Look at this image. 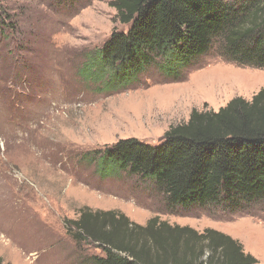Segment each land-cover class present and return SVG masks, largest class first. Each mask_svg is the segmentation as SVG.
Listing matches in <instances>:
<instances>
[{
	"label": "rangeland",
	"instance_id": "1",
	"mask_svg": "<svg viewBox=\"0 0 264 264\" xmlns=\"http://www.w3.org/2000/svg\"><path fill=\"white\" fill-rule=\"evenodd\" d=\"M112 0H0V258L10 264H98L65 222L79 210H115L144 225L158 217L238 240L264 264V199L239 210L171 207L161 189L127 171L99 172L98 152L120 139L160 143L192 109L217 110L264 87V68L220 56L214 44L161 78L155 67L121 88L88 74V56L112 30ZM201 91V92H200Z\"/></svg>",
	"mask_w": 264,
	"mask_h": 264
},
{
	"label": "trees",
	"instance_id": "2",
	"mask_svg": "<svg viewBox=\"0 0 264 264\" xmlns=\"http://www.w3.org/2000/svg\"><path fill=\"white\" fill-rule=\"evenodd\" d=\"M111 6L128 28L112 30L87 60L88 74L105 88L131 85L150 67L162 79H179L214 44L227 61L264 68V0H112ZM98 156L99 172L150 181L171 207L242 209L264 199V87L216 111L192 109L158 144L120 139ZM65 225L76 241L103 252L94 258L98 264H260L228 234L158 217L138 225L115 210L83 207ZM0 264L10 263L0 258Z\"/></svg>",
	"mask_w": 264,
	"mask_h": 264
},
{
	"label": "bare ground",
	"instance_id": "3",
	"mask_svg": "<svg viewBox=\"0 0 264 264\" xmlns=\"http://www.w3.org/2000/svg\"><path fill=\"white\" fill-rule=\"evenodd\" d=\"M201 92V91H200Z\"/></svg>",
	"mask_w": 264,
	"mask_h": 264
}]
</instances>
